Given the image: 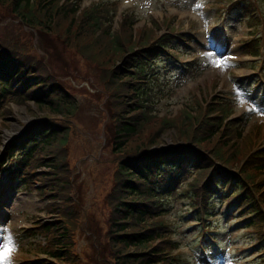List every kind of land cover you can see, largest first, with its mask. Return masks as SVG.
<instances>
[{
	"label": "rangeland",
	"instance_id": "1",
	"mask_svg": "<svg viewBox=\"0 0 264 264\" xmlns=\"http://www.w3.org/2000/svg\"><path fill=\"white\" fill-rule=\"evenodd\" d=\"M70 2L79 9L76 19L62 13L52 27L43 26L45 32L27 27L7 5L0 4V38L6 41V38L19 37L21 42L31 43L35 54L49 65L47 71L76 99L75 114L66 122L69 125L66 149L61 153L68 160L66 172L74 183L72 189L61 191L59 200H53L33 188L39 187L33 179L24 185L11 182L6 172L0 174V245L10 244L14 248L11 264L45 259L42 251L49 241L41 235L31 236L26 230L37 226L38 221L45 224L61 219L72 226V253L78 261L71 264H114V258L110 254L106 256L102 250L106 252L108 248L112 217L110 196L121 162V153L114 149L113 142L117 117L125 110L122 102L127 80L118 67L124 66L128 53L125 59L112 54L109 36L104 35V31L125 41L129 50L144 31L154 30L157 38L172 32L174 38L173 50L161 55L154 68L159 80L153 87L156 103L152 102L157 118L148 122L142 134L129 142V150H135L141 143H146V147L151 141H159V146L152 150L176 144L174 139L179 130L184 129L183 122L188 123L182 121V112L195 107L197 100L208 104L211 98L223 96L238 102L230 120L249 121L243 127L244 136L253 125L262 127L257 144L252 147V144H240L231 165L238 170L242 161L264 143V52L261 51L259 58L252 54L243 56L240 52L246 41L253 40L256 34L264 45V0ZM241 3H250L256 8L259 21L255 26H249L253 24L249 22L252 16L244 15ZM97 6L105 9L99 21L101 32L79 30L76 37L74 33L84 19L80 14L94 12ZM125 16H131L129 24L135 23L130 25L131 29H126L128 24L122 22ZM217 60L224 64L217 66ZM255 81L259 84H253ZM2 114L5 112L0 110L3 133L0 160L4 146L38 121L26 106L13 104L8 115ZM167 120L175 124L169 131L155 124ZM183 187L187 189L185 184ZM183 194V190L174 193L167 215L161 218L170 230L172 228L171 239L166 237L176 242L178 250L173 254H181L183 264H264V246L257 245L259 237L253 228H245V222L241 224L244 218L237 217V211H229V204L223 198L215 200L219 215L203 223ZM210 225L211 228H207ZM208 247L211 250L205 251Z\"/></svg>",
	"mask_w": 264,
	"mask_h": 264
},
{
	"label": "trees",
	"instance_id": "2",
	"mask_svg": "<svg viewBox=\"0 0 264 264\" xmlns=\"http://www.w3.org/2000/svg\"><path fill=\"white\" fill-rule=\"evenodd\" d=\"M60 2L62 0H0V4L7 5L24 25L40 32L52 27L62 13L76 19L78 7L68 3L69 0ZM252 10L247 4L245 13L250 16ZM104 11L98 6L94 12L83 11L80 14L84 17L82 26L76 29L75 36L79 30L86 29L100 33L99 21ZM130 20L131 16H125L122 21L128 24L126 29L135 24H129ZM253 20L257 19L253 16ZM108 32L103 34L109 36L112 54L125 59L128 53V58L124 66L118 67L127 80L122 82L126 88L122 102L125 110L117 117L113 142L114 149L121 153V162L110 196L111 228L108 248L106 252L102 250L103 254H110L114 264H182L181 254H173L178 246L170 240V227L161 218L166 213L173 190L189 173L192 179L187 184L186 199L199 215L205 213L204 216L209 217L213 211L210 201L223 193L230 206L241 211L248 227L257 230L258 242L263 244L264 147L260 145L251 156L246 155L238 170L231 165L240 144H252L251 147L257 144L262 127L253 125L244 136L243 127L247 125L244 119H229L235 113L233 102L215 98L204 106L202 100H197L196 108L182 112V121L188 123L183 122L184 129L175 137L176 146L152 150V147L159 146V141H151L146 147V143H141L135 150H129V142L138 138L150 121L157 118L152 104L156 103L154 67L161 55L173 49L174 38L172 32L157 38L154 30L144 31L129 50L125 41ZM6 39L0 38V110L6 116L13 104L26 106L29 114L38 121L27 126L19 138L6 145L0 160V173L6 172L8 179L22 184L33 179L39 185L33 188L59 200L61 191L66 192L74 186L66 172L67 157L61 153L66 149L69 131L66 122L75 114L76 99L47 71L49 65L35 54L31 43L21 42L19 37ZM260 47V38H257L246 50L258 55ZM115 80H119L117 76ZM155 124L165 131L175 126L168 120ZM2 134L0 131V145ZM51 211L55 213L53 208ZM29 233L44 236L49 241L41 250L46 258H38L30 264H71L77 260L72 253V226L65 220L38 222Z\"/></svg>",
	"mask_w": 264,
	"mask_h": 264
},
{
	"label": "snow or ice",
	"instance_id": "3",
	"mask_svg": "<svg viewBox=\"0 0 264 264\" xmlns=\"http://www.w3.org/2000/svg\"><path fill=\"white\" fill-rule=\"evenodd\" d=\"M211 57V53L208 54ZM217 66H222L224 64L223 61H215ZM14 251V248L8 245H0V264H11L10 256Z\"/></svg>",
	"mask_w": 264,
	"mask_h": 264
},
{
	"label": "bare ground",
	"instance_id": "4",
	"mask_svg": "<svg viewBox=\"0 0 264 264\" xmlns=\"http://www.w3.org/2000/svg\"><path fill=\"white\" fill-rule=\"evenodd\" d=\"M0 195H1V193H0Z\"/></svg>",
	"mask_w": 264,
	"mask_h": 264
}]
</instances>
